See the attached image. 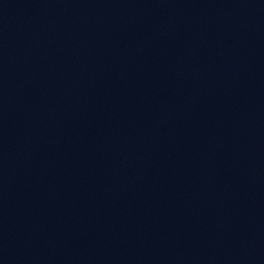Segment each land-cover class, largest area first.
<instances>
[{
	"label": "water",
	"instance_id": "1",
	"mask_svg": "<svg viewBox=\"0 0 264 264\" xmlns=\"http://www.w3.org/2000/svg\"><path fill=\"white\" fill-rule=\"evenodd\" d=\"M0 264H264V0H0Z\"/></svg>",
	"mask_w": 264,
	"mask_h": 264
}]
</instances>
